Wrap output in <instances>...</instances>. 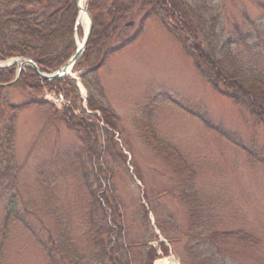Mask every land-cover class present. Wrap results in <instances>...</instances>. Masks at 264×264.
Here are the masks:
<instances>
[{
	"label": "rangeland",
	"instance_id": "rangeland-1",
	"mask_svg": "<svg viewBox=\"0 0 264 264\" xmlns=\"http://www.w3.org/2000/svg\"><path fill=\"white\" fill-rule=\"evenodd\" d=\"M210 5L220 39L243 44L233 48L237 64L264 76V0H211ZM148 11L121 24L108 60L88 78L91 85L98 82L101 96L80 78L88 71L85 65L79 68L77 62L68 77L76 78L80 91L76 114L86 110L95 132L90 146L73 122L63 121L61 112L70 101L63 98L64 105L53 91L0 87V264H95L85 171L100 179V192L114 190L131 264H148L150 246L158 250L153 264L166 258L192 264L189 247L222 233L230 237L218 242L224 263L264 264V125L200 77L159 18L147 19L134 44L116 51L139 32ZM85 34L81 23L75 44ZM258 34L263 40L254 46ZM90 94L111 115L88 110ZM201 117L241 147L209 130ZM7 123L14 124V136L4 148ZM150 127L164 146L149 139ZM186 193L201 205L194 213L201 222L192 220V206L182 200Z\"/></svg>",
	"mask_w": 264,
	"mask_h": 264
},
{
	"label": "trees",
	"instance_id": "trees-1",
	"mask_svg": "<svg viewBox=\"0 0 264 264\" xmlns=\"http://www.w3.org/2000/svg\"><path fill=\"white\" fill-rule=\"evenodd\" d=\"M210 3L211 0H193L192 3L189 0H89L87 11L91 13L94 27L88 49L84 57L76 64L79 68L85 65L88 69L87 73L81 75L80 78L89 90L93 85L94 91L101 96L102 90L100 91L97 87L98 82L93 81L91 85L88 78L102 69L103 64L108 60L109 44L117 35L121 24L139 16L144 9H149L142 19L139 32L132 39L124 42L123 46L116 51L124 50L134 44L143 34L142 30L147 19L159 18L174 39L179 41L186 55L195 63L200 77L204 78L217 92L251 114L257 123L264 125V76L254 75L251 70L241 68L237 64L233 48H241L243 44L234 38L220 39L217 17L210 14L213 9ZM78 15L77 0H0V61L28 58L37 63L45 73L59 71L77 50L74 39ZM258 37V40L252 42L254 46L258 45L259 40H263L261 35L258 34ZM242 41L245 39L242 38ZM244 43L249 47L250 43ZM26 69L15 86L36 91H53L70 101V106L61 112L63 121L66 124L73 122V126L76 127L75 132L81 135V141L83 143L85 141L90 146V140H93L95 132L87 125L86 110L82 109L81 116L76 114L79 109L78 104H81L76 81L68 78L46 82L39 79L33 70ZM16 71V66L0 68V85L13 82ZM170 100L184 108L171 98ZM87 104L88 110L100 111L104 117L105 112L110 113V110L106 109V106L95 99L92 94L88 97ZM24 106L27 105L21 108ZM18 107L13 106V109ZM186 111L189 112V110ZM201 120L209 130L217 132L241 147L224 131L210 126L202 117ZM105 123L108 125L109 120L105 119ZM7 125L6 138L1 142L3 147L4 145L9 146L14 136V124L7 123ZM149 129V139L156 145L159 144L160 147L164 146L162 142L159 143L156 140L153 129L151 127ZM1 150L2 145H0V154ZM4 172L2 176L5 175ZM83 176V184L91 200L88 220H90L91 249L95 252L94 263L131 264L125 240V219L121 217V207L114 190L109 188L100 192L104 188L100 179L98 180L86 171ZM189 199L187 193L182 198L184 203L191 204L190 215L192 220H195L194 213L202 207L199 202L194 200L191 202ZM143 215L149 226V212L145 208ZM197 221L201 222V219L195 220L194 223L196 224ZM25 227L31 232L28 225ZM230 236L238 237L241 242L247 240L246 236L240 237L236 234ZM59 238L61 237L57 236V240ZM151 239L159 241L157 235H153ZM228 239L230 240V237L223 233L211 234L202 238L197 245L189 247L188 252L193 257L190 261L192 264H226L217 256V250L220 241ZM41 244L45 250V243L41 242ZM162 247L164 248L163 245ZM148 249L150 251L147 261L148 264H153L158 250L152 246ZM164 249L168 252L166 247ZM220 250L222 251V247Z\"/></svg>",
	"mask_w": 264,
	"mask_h": 264
},
{
	"label": "water",
	"instance_id": "water-1",
	"mask_svg": "<svg viewBox=\"0 0 264 264\" xmlns=\"http://www.w3.org/2000/svg\"><path fill=\"white\" fill-rule=\"evenodd\" d=\"M82 3V0H77V9L78 11L80 12V4ZM88 18H89V22H90V27L88 29V32L87 34L85 35L84 37V40L82 42V46H78L77 48V51L75 52V54L73 55V57L65 64L62 66V68L52 74V75H47L45 74L39 67L37 64H35L34 61L30 60V59H16L14 60V62H12L11 64L7 65V66H4V67H13L15 66L16 64L19 65V73L15 79V81L11 84H7V85H13L15 84L18 79L20 78L24 68L28 67L30 69H32L35 74L39 77V79H42V80H45V81H57L59 79H66L68 77V70L70 69V67H73L78 61H80V59L84 56V53L85 51L87 50L88 46H89V41H90V38L92 36V30H93V27H94V22L92 20V16H91V13L89 11H85ZM80 21H81V12L78 16V20H77V25H76V28L79 27V24H80ZM134 25V22L133 23H129L127 24L126 26L127 27H132ZM4 67H1L0 68H4ZM6 85H0V87H5Z\"/></svg>",
	"mask_w": 264,
	"mask_h": 264
},
{
	"label": "bare ground",
	"instance_id": "bare-ground-1",
	"mask_svg": "<svg viewBox=\"0 0 264 264\" xmlns=\"http://www.w3.org/2000/svg\"><path fill=\"white\" fill-rule=\"evenodd\" d=\"M87 3H88V0H82V3L80 4L81 23L84 25V31L86 34H87L88 29L90 27L89 18L85 12ZM82 42H83V40L82 41L79 40V42H78L79 47L82 46ZM72 68L73 67H70V69L68 70V74H72V70H73ZM155 264H178V263H175L173 260H171V258H166L163 260H158Z\"/></svg>",
	"mask_w": 264,
	"mask_h": 264
},
{
	"label": "built area",
	"instance_id": "built-area-1",
	"mask_svg": "<svg viewBox=\"0 0 264 264\" xmlns=\"http://www.w3.org/2000/svg\"><path fill=\"white\" fill-rule=\"evenodd\" d=\"M54 96V95H53ZM62 102V100H60Z\"/></svg>",
	"mask_w": 264,
	"mask_h": 264
}]
</instances>
